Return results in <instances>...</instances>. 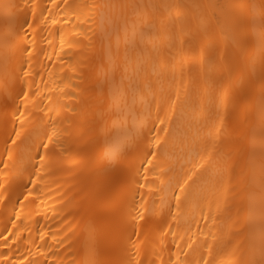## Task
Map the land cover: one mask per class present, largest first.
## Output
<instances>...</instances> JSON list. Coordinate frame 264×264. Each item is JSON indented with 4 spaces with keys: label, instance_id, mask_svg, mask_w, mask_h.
Returning a JSON list of instances; mask_svg holds the SVG:
<instances>
[{
    "label": "bare ground",
    "instance_id": "bare-ground-1",
    "mask_svg": "<svg viewBox=\"0 0 264 264\" xmlns=\"http://www.w3.org/2000/svg\"><path fill=\"white\" fill-rule=\"evenodd\" d=\"M0 264H264V0H0Z\"/></svg>",
    "mask_w": 264,
    "mask_h": 264
}]
</instances>
